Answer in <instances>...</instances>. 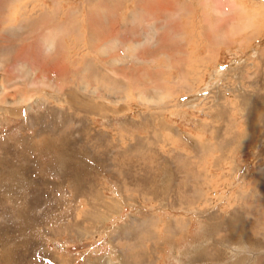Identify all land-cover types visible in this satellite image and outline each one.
<instances>
[{"label": "rangeland", "instance_id": "rangeland-1", "mask_svg": "<svg viewBox=\"0 0 264 264\" xmlns=\"http://www.w3.org/2000/svg\"><path fill=\"white\" fill-rule=\"evenodd\" d=\"M263 8L0 0V264H264Z\"/></svg>", "mask_w": 264, "mask_h": 264}, {"label": "bare ground", "instance_id": "bare-ground-1", "mask_svg": "<svg viewBox=\"0 0 264 264\" xmlns=\"http://www.w3.org/2000/svg\"><path fill=\"white\" fill-rule=\"evenodd\" d=\"M88 1V0H87ZM89 1H92V0H89ZM97 1V0H96ZM101 1V0H100ZM8 2V1H7ZM109 1H107V3H108ZM137 2H141V0H137ZM143 2V1H142ZM103 3V2H102ZM254 3V2H253ZM185 4V3H184ZM183 4V5H184ZM137 5H138V3H137ZM138 6H141V4L140 5H138ZM159 7V6H158ZM186 7V6H185ZM214 7V6H213ZM104 8V7H103ZM142 8L143 7H141V9L140 10H142ZM174 8V7H173ZM215 8H217V7H214V9L213 10H216V14H219V12H218V9H215ZM97 9H99V8H97ZM109 9V8H108ZM167 8H165L164 10H166ZM264 9V8H263ZM262 9V10H263ZM140 10L137 8V7H135L134 6V8L132 9V10H130V11H128V14H127V17H126V21H128V23L131 21V20H133V19H135L136 17H138V18H140ZM47 11V10H46ZM102 11H104V10H102ZM177 11V10H176ZM221 11V10H220ZM261 11V10H260ZM18 12V11H17ZM26 12V11H25ZM45 12V11H44ZM106 12V10L104 11V13ZM110 12V11H109ZM172 12H174V10L172 11ZM99 13H100V11H99ZM152 13V12H151ZM168 13H171V12H168ZM167 13V14H168ZM176 13V12H175ZM262 13H264L263 11H262ZM43 14V13H42ZM93 14V13H92ZM92 14H90V15H92ZM23 15V14H22ZM100 15H103V12H102V14L100 13ZM176 15H178V14H175V17H176ZM252 15H254V13L252 14ZM45 16V15H44ZM104 16V15H103ZM126 16V15H125ZM262 16V15H261ZM263 16H264V14H263ZM107 17V16H106ZM153 17V16H152ZM168 17V16H167ZM217 17V16H216ZM256 17V16H255ZM21 18V17H20ZM262 18V17H261ZM117 19V18H116ZM141 19V18H140ZM174 19V18H173ZM256 19V18H255ZM28 20H29V18H28ZM33 20V19H32ZM91 20V19H90ZM123 20V19H122ZM170 20H172V18H170ZM41 21V20H40ZM44 21V20H43ZM95 21V20H94ZM93 21V22H94ZM141 21V20H140ZM22 22V21H21ZM24 22H26V21H24ZM90 22V21H89ZM177 22V21H176ZM28 23V22H27ZM96 23H98V22H96ZM172 23V22H171ZM174 23V22H173ZM130 24V23H129ZM22 25H23V23H22ZM172 25V24H171ZM22 26H20V27H16V28H14L13 30L12 29H10L9 30V32L10 33H13V31H15L16 33H20V31H19V28H21ZM41 27H43V28H41ZM152 27V26H151ZM29 28H30V33H34L35 31H37V33H44L45 32V29L44 28H46V24L44 23L43 25H40V26H37V25H34L33 24V21L30 23V25H29ZM204 28V27H203ZM152 30H153V27L151 28ZM170 29V28H169ZM231 29H233V28H231ZM155 30V29H154ZM156 31H157V29H156ZM51 32V31H50ZM155 32V31H154ZM173 32V31H172ZM175 32V31H174ZM14 35H15V33H14ZM13 35V36H14ZM204 35V34H203ZM41 37H40V39L38 38V40L40 41V45H41V48H42V50L44 51V50H51V52L52 51H54L55 49V44L54 43H56L57 42V40L56 41H54V40H52V39H47V41L44 39V37H43V35H40ZM112 37V36H111ZM115 38V37H114ZM205 38V37H204ZM58 39V38H57ZM88 40V39H87ZM110 41V40H109ZM108 41V42H109ZM111 41H113L114 42V40L112 39ZM204 43V42H203ZM217 43V42H216ZM3 45V44H2ZM104 45V47H106L105 45L106 44H103ZM209 44H207V46H208ZM211 45V44H210ZM99 46V45H98ZM112 46V45H111ZM102 47V46H101ZM100 47V48H101ZM210 50V49H209ZM42 51V52H43ZM41 52V53H42ZM188 59V58H187ZM208 59V58H207ZM206 59V60H207ZM111 61V60H110ZM114 62H116V60L115 61H113V63ZM118 64H119V62H118ZM25 68V67H24ZM86 74V73H85ZM91 75V74H90ZM82 77V76H81ZM96 78V77H95ZM1 87V86H0ZM1 89V88H0ZM148 98V97H147ZM143 99V98H142ZM151 99V97L149 98V100ZM152 99H153V97H152ZM151 99V100H152ZM145 100V99H144ZM143 101V100H142ZM145 101H148L147 99L145 100ZM150 102V101H149ZM147 103V102H146ZM151 104V103H150Z\"/></svg>", "mask_w": 264, "mask_h": 264}, {"label": "crops", "instance_id": "crops-1", "mask_svg": "<svg viewBox=\"0 0 264 264\" xmlns=\"http://www.w3.org/2000/svg\"><path fill=\"white\" fill-rule=\"evenodd\" d=\"M263 235H264V232H263Z\"/></svg>", "mask_w": 264, "mask_h": 264}]
</instances>
